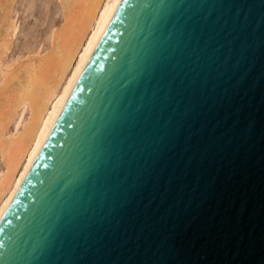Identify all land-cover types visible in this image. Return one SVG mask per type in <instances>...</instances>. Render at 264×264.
I'll list each match as a JSON object with an SVG mask.
<instances>
[{
    "label": "water",
    "instance_id": "95a60500",
    "mask_svg": "<svg viewBox=\"0 0 264 264\" xmlns=\"http://www.w3.org/2000/svg\"><path fill=\"white\" fill-rule=\"evenodd\" d=\"M0 264H264V0H121Z\"/></svg>",
    "mask_w": 264,
    "mask_h": 264
},
{
    "label": "bare ground",
    "instance_id": "6f19581e",
    "mask_svg": "<svg viewBox=\"0 0 264 264\" xmlns=\"http://www.w3.org/2000/svg\"><path fill=\"white\" fill-rule=\"evenodd\" d=\"M57 1L47 47L10 58L23 33L17 0H0V221L121 0Z\"/></svg>",
    "mask_w": 264,
    "mask_h": 264
},
{
    "label": "rangeland",
    "instance_id": "374dc122",
    "mask_svg": "<svg viewBox=\"0 0 264 264\" xmlns=\"http://www.w3.org/2000/svg\"><path fill=\"white\" fill-rule=\"evenodd\" d=\"M46 4H50L47 8ZM16 11L19 14L21 34L10 55V58L24 52L26 45L43 42L47 47V33L54 21L61 19L59 2L57 0H17ZM2 168L0 160V169Z\"/></svg>",
    "mask_w": 264,
    "mask_h": 264
},
{
    "label": "snow or ice",
    "instance_id": "6c2138e0",
    "mask_svg": "<svg viewBox=\"0 0 264 264\" xmlns=\"http://www.w3.org/2000/svg\"><path fill=\"white\" fill-rule=\"evenodd\" d=\"M117 71H119V69H117ZM69 163H71V161ZM62 178L63 177H61L59 173H55V174H53L52 182L55 183V182H57L58 179H62ZM62 191H63V189H62ZM37 247H39V245H37Z\"/></svg>",
    "mask_w": 264,
    "mask_h": 264
}]
</instances>
